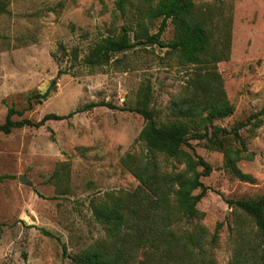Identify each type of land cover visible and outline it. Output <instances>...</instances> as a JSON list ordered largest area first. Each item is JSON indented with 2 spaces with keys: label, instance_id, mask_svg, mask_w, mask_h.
Segmentation results:
<instances>
[{
  "label": "rangeland",
  "instance_id": "rangeland-1",
  "mask_svg": "<svg viewBox=\"0 0 264 264\" xmlns=\"http://www.w3.org/2000/svg\"><path fill=\"white\" fill-rule=\"evenodd\" d=\"M9 1L8 11L0 13V123L10 107L23 111L15 119L37 121L47 113L68 114L92 102L116 106H96L39 128L0 131V174L10 175L0 181V264H75L76 253L105 236L91 199L139 184L120 161L126 152L145 148L138 140L145 120L131 110L139 88L151 86L152 106L163 120L193 65L158 45L117 53L101 67L87 65L83 59L91 45L130 22L132 14L121 16L117 0ZM195 2L224 21L230 19L231 54L218 63V70L235 111L216 124L231 128L264 108V0ZM162 37L172 39L171 21ZM60 69L66 72L57 88L29 108L32 94L45 92ZM259 119L240 131L252 156L239 166L253 182L227 172L222 151L191 141L212 165L203 177L210 190L198 203L201 216L181 226L205 225L208 241L218 235L212 248L216 264H231L238 242L255 233L251 217L227 199L264 194V113ZM231 144L237 147L235 141ZM162 162L169 170L178 165L173 159ZM20 176L30 182L20 181Z\"/></svg>",
  "mask_w": 264,
  "mask_h": 264
},
{
  "label": "trees",
  "instance_id": "trees-1",
  "mask_svg": "<svg viewBox=\"0 0 264 264\" xmlns=\"http://www.w3.org/2000/svg\"><path fill=\"white\" fill-rule=\"evenodd\" d=\"M9 4V0H0V13L7 12ZM116 8L124 17L130 12V22L124 23L118 34L103 36L91 45L83 59L87 65L101 67L109 64L117 53L139 45H158L177 54L181 63L193 65V71L163 120L158 119V111L152 106L151 86L139 88L136 105L131 110L145 120L138 136L145 148L141 152H126L120 159L139 184L133 190H110L91 199L93 216L103 225L105 236L76 253L73 261L216 264L212 248L218 235L214 233L208 241L205 225L195 223L191 229L181 226L182 222L191 223L201 216L198 203L210 190L203 177L211 173L212 165L194 150L191 141H203L206 147L222 151L225 170L253 182L254 177L239 166L242 159L252 156L240 131L249 124H258L264 113L263 108L231 128L216 124L235 111L218 70V63L229 59L231 54L230 19L224 21L213 11L203 10L195 0H117ZM169 21L173 24V37L165 40L162 35ZM73 54L78 57L77 51ZM65 72L60 69L45 92L33 93L29 108L33 101L43 103ZM96 106L116 107L110 102H92L68 114L47 113L37 121L28 117L15 119L14 115L23 111L10 107L5 121L0 123V131L11 133L25 126L39 128L48 120L68 119ZM254 118L257 120L253 121ZM163 159L167 162L173 159L181 166L173 165L169 170ZM9 176L0 174V181ZM227 203L250 216L255 231L238 242L231 264H264V194L253 199H227Z\"/></svg>",
  "mask_w": 264,
  "mask_h": 264
},
{
  "label": "water",
  "instance_id": "water-1",
  "mask_svg": "<svg viewBox=\"0 0 264 264\" xmlns=\"http://www.w3.org/2000/svg\"><path fill=\"white\" fill-rule=\"evenodd\" d=\"M20 181L24 182V183H29L30 181L28 179H26V177L24 176H20Z\"/></svg>",
  "mask_w": 264,
  "mask_h": 264
}]
</instances>
